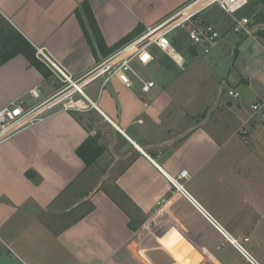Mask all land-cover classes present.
Here are the masks:
<instances>
[{
    "label": "crops",
    "instance_id": "0c3cea01",
    "mask_svg": "<svg viewBox=\"0 0 264 264\" xmlns=\"http://www.w3.org/2000/svg\"><path fill=\"white\" fill-rule=\"evenodd\" d=\"M83 1L0 0V108L17 98L34 105L57 92L61 79L51 61L78 78L104 58L93 51L80 23ZM88 1L111 47L139 25L158 24L192 0ZM209 10L203 18L222 26L226 50L219 44L206 54L194 45L193 56L216 63L209 66L221 71L216 76L240 92L239 99L174 93L168 88L188 61L180 66L154 47L151 64L133 66L139 74L154 68V77H144L156 82L149 92L134 74L132 87L117 78L106 84L97 79L85 92L99 109L53 112L16 130L0 142V264H194L193 250L179 254L207 241L208 228L230 242L172 186L167 174L177 176L182 169L191 174L186 189L234 238L241 240L239 231L258 230L239 218L250 213V205L264 214V121L251 107L260 101L264 109V42L234 33L231 22L225 28L212 21L215 13ZM8 23L50 58L37 54L50 78L23 53L4 57ZM232 44L233 52L227 48ZM225 51L235 57L218 64ZM205 70L201 81L215 78ZM35 87L39 98L30 93ZM249 119L244 138L239 129ZM89 136L105 149L87 166L76 149ZM255 142L261 146L257 151ZM249 153L259 157L247 159ZM242 181L238 198H245L247 211L224 210L223 200L236 198L235 185ZM236 251L242 257L237 264H250ZM257 254L264 264V253Z\"/></svg>",
    "mask_w": 264,
    "mask_h": 264
},
{
    "label": "built area",
    "instance_id": "2783aa9c",
    "mask_svg": "<svg viewBox=\"0 0 264 264\" xmlns=\"http://www.w3.org/2000/svg\"><path fill=\"white\" fill-rule=\"evenodd\" d=\"M249 0H192L165 20L147 27L135 38L119 47L117 50L101 59L94 68L82 74L78 78H73L50 60V58L39 49L38 56L57 70L60 75L61 83H65L58 88L52 96L41 100L34 105H27L25 100L17 98L14 101L0 108V142L20 128L30 126L47 115L61 111H88L92 108L99 109L93 102L85 88L97 79H102L106 84L113 78H117L126 87H132L134 80L131 74L142 82V90L149 92L156 82L153 79H145L134 69V63L148 66L155 60L154 47H157L180 66L185 63L184 58L174 48L171 34L179 28L189 30L191 42L198 46L206 54L210 53L219 46L221 32L210 22L203 18V13L213 6H218L223 12L230 15L233 19L232 28L237 34L252 35L251 24L254 22L252 17L239 16ZM177 56L179 58H177ZM35 97H40V89L37 87L30 90ZM229 94L234 99H239L240 92L230 89ZM253 114L264 121L263 102L255 101L251 105ZM247 120L239 129V133L247 137ZM246 140V139H245ZM191 174L187 169H182L177 176L167 174L169 181L174 189L184 195L222 234L223 236L244 256L250 264H261L258 259L245 247L242 241L234 238L215 217L186 189L184 180L190 178ZM250 237H245L244 242H248Z\"/></svg>",
    "mask_w": 264,
    "mask_h": 264
},
{
    "label": "rangeland",
    "instance_id": "374dc122",
    "mask_svg": "<svg viewBox=\"0 0 264 264\" xmlns=\"http://www.w3.org/2000/svg\"><path fill=\"white\" fill-rule=\"evenodd\" d=\"M209 12H214L215 15H213V17L211 18V14L210 15L208 14L207 15L208 19L211 18L212 21L221 22L222 24H224L225 28L227 27L229 22L233 24L232 17L228 15L227 13L223 12L217 5L211 7ZM220 26L221 25H218V27ZM263 29H264V23L257 24L255 27H253V35L258 37L259 36L257 34L258 30H263ZM231 30L233 31L232 26H231ZM230 34H234V33H230ZM260 38L264 42V37H260ZM220 41H221V37H220ZM221 43L219 42L220 47H223V49L226 50V48L224 47V43H222L223 45H221ZM227 48L232 49L231 51L233 52L235 51L236 46L232 44V47L227 46ZM222 52L223 51H220L219 54H222ZM225 53L226 51L224 52L223 55H221L218 58V61H217L218 64L229 59L228 57H231V56L235 57L234 53L232 55H226ZM182 54L185 57L184 61L185 62L188 61V66L184 71H181L179 77L176 79L178 81L177 82L174 81L173 86L171 87L169 86L170 88L168 89H170L174 93H177V90H179L181 92L180 94L184 96L186 95L190 96L189 94H192V95L197 94V96L202 95L204 99H207V100L213 99L215 97L224 99L227 96L232 98V96L229 94V91L231 89L230 84L224 81L223 79H221L220 77L219 78L217 77L219 75H222L219 69H217L214 66L211 67L213 64L216 65V63H212V62L210 63L207 61V59L204 58L205 59L204 60L203 57L201 58L200 56L199 57L193 56L194 54L190 52H187V53L184 52ZM205 69H208V72L210 73V75L214 76L215 78L211 77V79L207 78L206 80L201 81L199 77L202 75L204 71H206ZM153 71H154V68H146L140 73L143 75V77L149 78V77H154L155 72ZM61 84L63 85L65 83L62 82ZM255 144H256L255 151H257L259 149L258 147H261V146L258 145L257 142H255ZM246 157L247 159H249V158H254V157L258 158L259 156L257 154L250 156V153H249V155H247ZM246 170L250 172L252 169L247 168ZM242 187H243V181L241 183L237 182V184L235 185L236 198H231L230 200H227V201L223 200L224 210H227L230 207H232L233 210L234 209L241 210V208L244 207V211L245 212L247 211V209L245 208V205H246L245 198L243 197L238 198L240 188ZM242 190H244V188ZM249 195L251 197L256 198L255 196L256 194L254 192H250ZM226 203H228L229 205H227ZM249 210H250V213L247 216H244L243 218H239V219H243L244 222L246 221L249 222L248 224L244 225L245 227L254 226L258 230L257 231H239L237 232L238 233L237 235H238V238L241 239L240 241L243 242L245 247L248 248V250L251 251L253 255L257 259L260 260V257L257 253H258V250H261L264 253V214L262 212L257 213L255 211H252L251 205L249 207ZM201 224L202 226H204L203 220ZM245 234H248L251 236L250 242H244ZM205 235L207 236L208 240L207 241L205 240V242H203L202 245L198 247H192V246L187 245V247L184 248L182 253L179 255H181L182 257L187 256L189 252L191 253V250H193V255L192 256L189 255V257L195 258L196 261L194 264H237L239 262L237 260L239 259V257L242 260V257L239 255L236 249L232 245H230V243H228L227 241L221 240L222 238H220V236L213 229L208 228ZM163 250L167 254L170 253L165 247H163ZM188 264H192V263H188Z\"/></svg>",
    "mask_w": 264,
    "mask_h": 264
},
{
    "label": "trees",
    "instance_id": "16d2710c",
    "mask_svg": "<svg viewBox=\"0 0 264 264\" xmlns=\"http://www.w3.org/2000/svg\"><path fill=\"white\" fill-rule=\"evenodd\" d=\"M81 9L83 14L79 10H77V14L89 43L93 51L95 53H97V51L100 52L103 57L108 56L145 30L143 26L139 25L116 44L109 47L105 42L103 33L88 0H84L82 2ZM242 10L238 12L239 16H248L253 18L254 22L251 24L252 29L257 24L264 23V0H249L248 4ZM8 25L10 29L9 34H7L9 47L8 52L4 57L9 58L13 55L23 53L30 60L31 64L38 69L45 78H50L52 72L50 68L37 56V50L10 23H8ZM257 34L260 37H264V29L258 30ZM171 40L174 48L178 52H190L193 54L197 52V48L191 42L189 30L186 28H179L174 31L171 36ZM99 60H101V58H99ZM61 85L58 88H60ZM104 149L105 147L98 143L95 136H89L77 147L76 152L85 161L86 165L89 166L95 162ZM26 174L27 176L33 175L31 170L27 171Z\"/></svg>",
    "mask_w": 264,
    "mask_h": 264
},
{
    "label": "bare ground",
    "instance_id": "6f19581e",
    "mask_svg": "<svg viewBox=\"0 0 264 264\" xmlns=\"http://www.w3.org/2000/svg\"><path fill=\"white\" fill-rule=\"evenodd\" d=\"M177 58H179V57L177 56Z\"/></svg>",
    "mask_w": 264,
    "mask_h": 264
}]
</instances>
